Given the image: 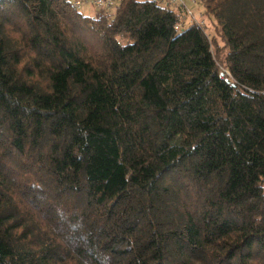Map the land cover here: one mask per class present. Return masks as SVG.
I'll use <instances>...</instances> for the list:
<instances>
[{
  "label": "trees",
  "instance_id": "1",
  "mask_svg": "<svg viewBox=\"0 0 264 264\" xmlns=\"http://www.w3.org/2000/svg\"><path fill=\"white\" fill-rule=\"evenodd\" d=\"M73 2L0 0V264H264V0Z\"/></svg>",
  "mask_w": 264,
  "mask_h": 264
},
{
  "label": "built area",
  "instance_id": "2",
  "mask_svg": "<svg viewBox=\"0 0 264 264\" xmlns=\"http://www.w3.org/2000/svg\"><path fill=\"white\" fill-rule=\"evenodd\" d=\"M151 3H154L160 7H169L173 9H181L182 17L178 19L176 26L174 29L177 32H180L187 23H196L198 25L203 26L204 21L202 19V15L200 14L198 17L194 16L192 12L189 11L187 7V2L191 4L198 3L199 0H149ZM83 5L91 6L96 10H102L105 13H108L113 9L115 5V0H75L73 2V6L79 10Z\"/></svg>",
  "mask_w": 264,
  "mask_h": 264
},
{
  "label": "rangeland",
  "instance_id": "3",
  "mask_svg": "<svg viewBox=\"0 0 264 264\" xmlns=\"http://www.w3.org/2000/svg\"><path fill=\"white\" fill-rule=\"evenodd\" d=\"M70 1H74V0H70ZM187 7L189 9L190 12H192L194 14V16L198 17L201 13H202V9L201 7L195 3V4H191L187 2ZM94 9L91 6H87V5H83L80 9V12L83 15H92L94 13Z\"/></svg>",
  "mask_w": 264,
  "mask_h": 264
}]
</instances>
